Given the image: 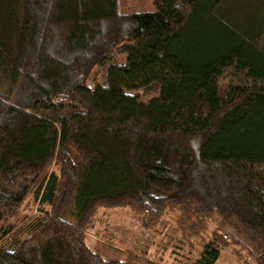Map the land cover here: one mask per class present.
<instances>
[{"label": "trees", "instance_id": "16d2710c", "mask_svg": "<svg viewBox=\"0 0 264 264\" xmlns=\"http://www.w3.org/2000/svg\"><path fill=\"white\" fill-rule=\"evenodd\" d=\"M132 1L0 0V264H165L85 243L113 208L264 264V0Z\"/></svg>", "mask_w": 264, "mask_h": 264}, {"label": "rangeland", "instance_id": "374dc122", "mask_svg": "<svg viewBox=\"0 0 264 264\" xmlns=\"http://www.w3.org/2000/svg\"><path fill=\"white\" fill-rule=\"evenodd\" d=\"M237 1L239 3L237 4L240 5V0ZM248 1L251 2L252 0ZM249 2L246 1L243 3L245 6L244 14L247 18L249 17V13L250 15H254L255 10L259 12V7L257 6L256 9L253 10V4H249ZM141 3V0H133L131 5L133 4L134 6H138ZM100 74V68H95L90 81L97 83V80L100 78ZM134 93L140 94V92ZM23 208L24 213H28L33 209L35 210V206H32L31 202H27ZM224 227L227 233L231 234V231L226 228V226ZM155 229H157L158 232L152 231L153 229H146L142 224L140 217L130 209H100L96 214L93 227L85 232L84 240L90 247L99 242H106L122 249H140L143 245L151 244L150 241L157 244L159 240L164 238V244L167 242L169 244L167 249L165 251H163V249L159 251L158 248L150 247L149 245L151 248L149 255L152 258H162L165 264H176L177 261L185 262V259H192L195 257L197 251L200 250V248L197 247V244L193 246L189 242L184 243L179 241L180 234L176 231L173 221L165 220L163 227L158 226V228L156 227ZM180 233L182 234V231H180ZM209 234L210 230H207L205 237L208 236L207 238H209ZM172 236L175 238L171 239ZM174 243L176 245H174ZM172 246L175 247L172 248ZM215 264H237L233 255V249L223 251L219 261Z\"/></svg>", "mask_w": 264, "mask_h": 264}]
</instances>
